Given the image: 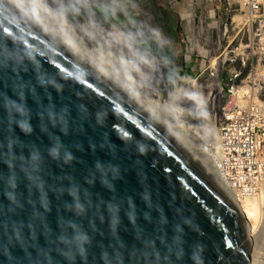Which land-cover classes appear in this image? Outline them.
I'll use <instances>...</instances> for the list:
<instances>
[{"label": "water", "instance_id": "water-1", "mask_svg": "<svg viewBox=\"0 0 264 264\" xmlns=\"http://www.w3.org/2000/svg\"><path fill=\"white\" fill-rule=\"evenodd\" d=\"M0 264H254L192 138L32 0H0Z\"/></svg>", "mask_w": 264, "mask_h": 264}, {"label": "rangeland", "instance_id": "rangeland-1", "mask_svg": "<svg viewBox=\"0 0 264 264\" xmlns=\"http://www.w3.org/2000/svg\"><path fill=\"white\" fill-rule=\"evenodd\" d=\"M45 1L54 12L61 9L73 12L75 5L83 0ZM172 4H176L177 8ZM99 6L114 16L116 29L94 13L67 20L66 24L72 26L91 45H95L92 39L79 30V25L91 20L97 25L100 35L117 45V50L124 51L120 43L123 38L134 53L144 55L151 61L154 66L143 84L153 100L159 95L165 103L173 87L183 78L193 79L194 82L186 83L183 90L203 100V115L196 124L199 126H194L196 130L211 124L218 129L224 119L222 109L229 104L230 96L233 101L231 106L238 104L233 97V89L245 86L243 79L249 70L258 72L264 69V44H259L253 38V44L245 48L252 31H246L245 26L233 21L238 10L235 0H207L198 4H190L188 0H86L74 14ZM184 11L192 14L189 25L182 16ZM147 40H151L152 45L159 49L166 50L167 56L144 48ZM215 58L216 63L210 64V60ZM169 67L174 76H170ZM236 74L239 75L235 77ZM257 86L264 91V82L256 83ZM160 88L163 89L162 96L158 90ZM263 98L264 93L259 99ZM178 120L192 133L189 123ZM259 216L256 229L260 236L261 252L264 253V208Z\"/></svg>", "mask_w": 264, "mask_h": 264}, {"label": "built area", "instance_id": "built-area-1", "mask_svg": "<svg viewBox=\"0 0 264 264\" xmlns=\"http://www.w3.org/2000/svg\"><path fill=\"white\" fill-rule=\"evenodd\" d=\"M235 1L236 15L242 19L237 24L252 31L245 48L253 44V38L264 44V0ZM259 82H264V69L249 70L244 76L246 102L222 109L224 119L217 148H211L222 183L236 199L254 194L260 188L264 190V98L259 99L264 91L260 86L255 87Z\"/></svg>", "mask_w": 264, "mask_h": 264}, {"label": "bare ground", "instance_id": "bare-ground-1", "mask_svg": "<svg viewBox=\"0 0 264 264\" xmlns=\"http://www.w3.org/2000/svg\"><path fill=\"white\" fill-rule=\"evenodd\" d=\"M32 1L47 10L48 12H50L51 14H53L54 16H56L57 18H59L66 24L67 17L66 12L63 11V9L54 12L50 9L49 5L46 3L45 0ZM188 1L190 4H198L203 3L207 0ZM172 5L174 8H177L176 4ZM182 16L185 18L186 24L189 25L192 14L188 11H184L182 12ZM233 21L236 23H241L242 19L240 15H235L233 16ZM68 26L73 29L76 33H78L72 26ZM111 26L113 29H116L113 24H111ZM79 30L89 39H92L95 42V45L93 46L98 49L101 53H103L106 57H108L114 64H116L137 86H139L150 97L143 84V80L149 77L150 72L154 66L151 61H149L144 55L139 56L136 54V52L134 53L131 47L123 38L120 39V43L124 47V51L117 50V45H113L110 41L106 40L102 35H100L97 29V25L91 20L85 21L81 25H79ZM212 63H216V58L210 60V64ZM189 82L193 83L194 80L190 79V77L183 78L177 86L173 87L171 94L168 96L165 103H163L159 95H157L158 98L156 100H152L157 103L171 118H173L192 138V140L197 145V147L199 148V150L201 151V153L203 154V156L205 157V159L207 160L219 180L222 182L219 165L215 162L213 153H211V148H213V150L217 148V138L221 126H219L218 129L215 128L213 124L209 125L207 128L202 127L198 130L194 128V126L198 124L202 119L203 100L197 98L194 93L183 90V86ZM158 90L160 95L162 96L163 89L160 88ZM244 91L245 87L243 86L239 87L237 90L233 89L232 91L233 97L235 96L236 99L235 102H237L238 104H245L246 102V99L243 96ZM229 100L230 102L226 105V107H230L233 103V101L231 102V96ZM172 111H174V114H171ZM178 118L190 124L192 133L185 129L184 124L181 123ZM207 120L208 119H206V121ZM198 131H200V136H198ZM230 195L237 203L250 229L254 248V264H264V253L261 252L262 249L260 245V236L258 235L256 229L258 222L257 220L258 217H260V211L262 208H264V190L260 188L256 193L245 195L239 199H236L231 193Z\"/></svg>", "mask_w": 264, "mask_h": 264}, {"label": "flooded vegetation", "instance_id": "flooded-vegetation-1", "mask_svg": "<svg viewBox=\"0 0 264 264\" xmlns=\"http://www.w3.org/2000/svg\"><path fill=\"white\" fill-rule=\"evenodd\" d=\"M94 9H97L99 13L92 12L97 16H100V18L108 25L115 24V18L112 14H109L108 12L105 11V9L102 6L99 7H93ZM84 10V9H83ZM60 11V10H59ZM65 11V9H63ZM78 11V10H77ZM76 11V12H77ZM66 12V11H65ZM144 48H147L148 50H151L155 52L156 54H162L163 56H167V51L164 49H159L157 46L152 45L151 40H147L144 43Z\"/></svg>", "mask_w": 264, "mask_h": 264}, {"label": "trees", "instance_id": "trees-1", "mask_svg": "<svg viewBox=\"0 0 264 264\" xmlns=\"http://www.w3.org/2000/svg\"><path fill=\"white\" fill-rule=\"evenodd\" d=\"M168 61H170V58L168 57ZM169 71H170V76H174L172 70H171V67H169Z\"/></svg>", "mask_w": 264, "mask_h": 264}]
</instances>
